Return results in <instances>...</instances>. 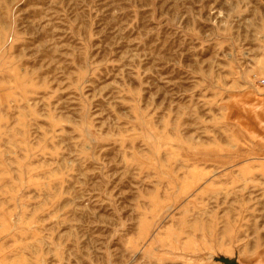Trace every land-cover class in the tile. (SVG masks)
<instances>
[{"label": "rangeland", "instance_id": "374dc122", "mask_svg": "<svg viewBox=\"0 0 264 264\" xmlns=\"http://www.w3.org/2000/svg\"><path fill=\"white\" fill-rule=\"evenodd\" d=\"M261 77L264 0H0V264H264Z\"/></svg>", "mask_w": 264, "mask_h": 264}, {"label": "water", "instance_id": "95a60500", "mask_svg": "<svg viewBox=\"0 0 264 264\" xmlns=\"http://www.w3.org/2000/svg\"><path fill=\"white\" fill-rule=\"evenodd\" d=\"M222 260H224L225 262H227V263H229V264H232V261L229 260V259L223 258Z\"/></svg>", "mask_w": 264, "mask_h": 264}, {"label": "built area", "instance_id": "2783aa9c", "mask_svg": "<svg viewBox=\"0 0 264 264\" xmlns=\"http://www.w3.org/2000/svg\"><path fill=\"white\" fill-rule=\"evenodd\" d=\"M258 81H259L260 83H263V84H264V77L259 78Z\"/></svg>", "mask_w": 264, "mask_h": 264}, {"label": "crops", "instance_id": "0c3cea01", "mask_svg": "<svg viewBox=\"0 0 264 264\" xmlns=\"http://www.w3.org/2000/svg\"><path fill=\"white\" fill-rule=\"evenodd\" d=\"M262 108H264V105L261 106ZM258 259V258H257Z\"/></svg>", "mask_w": 264, "mask_h": 264}]
</instances>
